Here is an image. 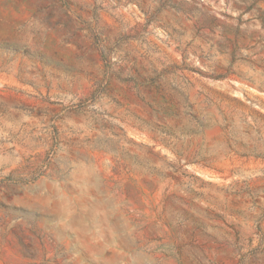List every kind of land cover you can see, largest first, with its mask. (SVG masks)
I'll use <instances>...</instances> for the list:
<instances>
[{
    "label": "rangeland",
    "instance_id": "rangeland-1",
    "mask_svg": "<svg viewBox=\"0 0 264 264\" xmlns=\"http://www.w3.org/2000/svg\"><path fill=\"white\" fill-rule=\"evenodd\" d=\"M0 264H264V0H0Z\"/></svg>",
    "mask_w": 264,
    "mask_h": 264
}]
</instances>
